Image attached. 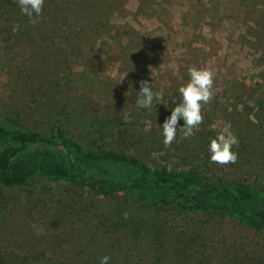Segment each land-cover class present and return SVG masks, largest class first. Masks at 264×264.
I'll return each instance as SVG.
<instances>
[{
    "label": "rangeland",
    "instance_id": "rangeland-1",
    "mask_svg": "<svg viewBox=\"0 0 264 264\" xmlns=\"http://www.w3.org/2000/svg\"><path fill=\"white\" fill-rule=\"evenodd\" d=\"M84 6L83 17L104 12L67 36L49 8L33 26L16 0H0V112L40 131L59 90L88 114L114 117L124 127L91 137L99 146L264 188V0H87ZM192 66L215 72L213 99L195 135L181 139L178 130L166 148L162 126L182 102L179 88L190 81ZM142 80L160 93L151 109L135 102ZM225 124L239 140L232 149L238 161L220 166L210 161L209 145ZM104 256L109 264L190 258L264 264V239L228 217L156 214L42 178L0 187V264H100Z\"/></svg>",
    "mask_w": 264,
    "mask_h": 264
},
{
    "label": "trees",
    "instance_id": "trees-1",
    "mask_svg": "<svg viewBox=\"0 0 264 264\" xmlns=\"http://www.w3.org/2000/svg\"><path fill=\"white\" fill-rule=\"evenodd\" d=\"M86 1L44 0L43 10L59 14L61 20L55 26L61 24L71 36L75 28L94 25L104 12L81 16L78 8ZM54 96L59 97L47 108L49 123L40 131L0 112V187H23L42 178L85 189L115 204H139L156 214H200L205 220L228 217L264 239V188L224 180L193 167L169 170L166 165L149 164L131 153L99 146L91 137L124 132L120 122L111 116L88 114L78 99L59 90ZM204 135L197 132L198 140L205 141ZM201 262L190 258L183 264Z\"/></svg>",
    "mask_w": 264,
    "mask_h": 264
},
{
    "label": "clouds",
    "instance_id": "clouds-1",
    "mask_svg": "<svg viewBox=\"0 0 264 264\" xmlns=\"http://www.w3.org/2000/svg\"><path fill=\"white\" fill-rule=\"evenodd\" d=\"M22 14L29 18V22L35 26L40 22L43 12L44 0H16ZM160 68L165 65L161 64ZM190 81L179 88L182 102L172 110L163 126V143L170 147L177 138V131L182 134L181 139H188L195 135V130L204 121L202 108L213 99V84L215 72L210 68L198 69L192 66L188 69ZM140 91L136 96V105L139 108L151 109L154 101L160 100V93L153 91V84L147 80L139 82ZM158 104V103H157ZM184 121L183 127H178L180 120ZM239 140L231 131L230 124H225L219 135L212 139L209 145L210 161L220 166L234 164L238 161V154L232 149L238 147ZM171 170V165H169ZM110 257L104 256L100 264H109Z\"/></svg>",
    "mask_w": 264,
    "mask_h": 264
}]
</instances>
